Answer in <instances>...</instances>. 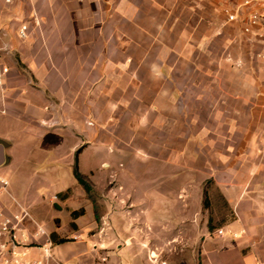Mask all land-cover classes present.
<instances>
[{
	"label": "crops",
	"instance_id": "0c3cea01",
	"mask_svg": "<svg viewBox=\"0 0 264 264\" xmlns=\"http://www.w3.org/2000/svg\"><path fill=\"white\" fill-rule=\"evenodd\" d=\"M237 4L0 0V113L76 156L94 195L75 183L62 191L72 231L42 226L68 240L54 243L61 263L264 264V1L250 34L245 14L227 22ZM45 155L34 176L61 167L38 168ZM9 185L0 175V214L16 215Z\"/></svg>",
	"mask_w": 264,
	"mask_h": 264
},
{
	"label": "rangeland",
	"instance_id": "374dc122",
	"mask_svg": "<svg viewBox=\"0 0 264 264\" xmlns=\"http://www.w3.org/2000/svg\"><path fill=\"white\" fill-rule=\"evenodd\" d=\"M16 124L17 123L8 116L0 113V141L12 144L13 146L12 149L10 148L7 150V158L12 157V161L10 163H4L0 167V175L9 180V190L23 207L13 210L15 212H18V210L20 212L22 209L27 210L41 226H46L47 228L51 226V223L55 225L56 221L59 220L64 226H67V230L72 231L73 227L71 223L67 225L69 215L67 214L65 206H63L65 205V199L63 198L62 191L67 190V188L74 186V184L78 182L77 173L83 176L80 172L76 156L67 154L65 149L61 146H54L49 149L45 146H38L37 143H33L34 141H31ZM39 150L41 154L47 151L48 155L44 156L46 163L39 164L38 168H43V165L47 167L52 164V157L59 160L58 164L61 167L56 170L47 168L41 175L34 176L31 168L37 164L36 160H38ZM51 150L54 151L53 156L51 155ZM95 167L96 166H93L91 168L94 169ZM88 185L90 186L89 183ZM138 185L139 183L137 186ZM87 194L90 198L94 196L90 192H87ZM55 197H57V200L54 199ZM60 207L62 209H59ZM89 219V215L81 219V227L85 231L89 228ZM100 229L94 230L92 234L96 232L100 233ZM32 230L33 229H31V231ZM217 236L221 237L223 235L218 234L217 231ZM73 240L76 241L77 238H73ZM102 245L104 246H98L101 250L105 249V243ZM150 254L151 253H149L148 260ZM152 254L155 255L154 253ZM178 254L179 253L170 255V257L167 253H156L155 256H157V259L155 263L173 264L171 260L177 259Z\"/></svg>",
	"mask_w": 264,
	"mask_h": 264
},
{
	"label": "built area",
	"instance_id": "2783aa9c",
	"mask_svg": "<svg viewBox=\"0 0 264 264\" xmlns=\"http://www.w3.org/2000/svg\"><path fill=\"white\" fill-rule=\"evenodd\" d=\"M237 1V7L230 9L225 7L224 14L227 16L228 23L238 21L241 15L245 14L247 21L244 32L252 33L254 27L258 26L262 20V11L252 8L254 3L264 0H230ZM251 7V8H250ZM29 28L27 25L21 26L20 37H28ZM264 61V42L263 50L259 55ZM8 69L0 70V79ZM6 184V183H5ZM32 222L30 213L22 209L16 215L5 213L0 214V264H63L54 255V242L45 229L35 223L36 231L32 234L28 230V222ZM104 228L100 229L103 232ZM218 234L224 235L223 229L218 230ZM40 238H45L39 241ZM75 238H79L76 236ZM157 256L150 254V264H156Z\"/></svg>",
	"mask_w": 264,
	"mask_h": 264
},
{
	"label": "trees",
	"instance_id": "16d2710c",
	"mask_svg": "<svg viewBox=\"0 0 264 264\" xmlns=\"http://www.w3.org/2000/svg\"><path fill=\"white\" fill-rule=\"evenodd\" d=\"M76 176H77L79 184L82 185L87 192H90L91 191V186L88 185V183L85 180V178L83 176H81L80 174H78V173L76 174ZM69 194H70V190H68L67 193L64 196H68ZM84 214H85L84 209H80V210H77V211H73L71 213V216H72L73 219H77V218H79L80 216H82ZM72 226H75L74 223L72 224ZM209 228L212 229V226H210ZM52 239H53L54 243H58V244L68 241V240H65V239H63L61 241H57L55 235L52 236Z\"/></svg>",
	"mask_w": 264,
	"mask_h": 264
},
{
	"label": "water",
	"instance_id": "95a60500",
	"mask_svg": "<svg viewBox=\"0 0 264 264\" xmlns=\"http://www.w3.org/2000/svg\"><path fill=\"white\" fill-rule=\"evenodd\" d=\"M6 161L4 153H3V145L0 143V166L4 164Z\"/></svg>",
	"mask_w": 264,
	"mask_h": 264
}]
</instances>
